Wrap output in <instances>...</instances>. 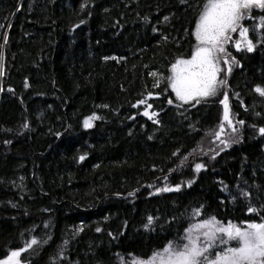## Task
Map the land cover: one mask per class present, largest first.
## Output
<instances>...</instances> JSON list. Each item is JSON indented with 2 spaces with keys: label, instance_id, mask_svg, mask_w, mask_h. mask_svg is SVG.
I'll list each match as a JSON object with an SVG mask.
<instances>
[{
  "label": "trees",
  "instance_id": "trees-1",
  "mask_svg": "<svg viewBox=\"0 0 264 264\" xmlns=\"http://www.w3.org/2000/svg\"><path fill=\"white\" fill-rule=\"evenodd\" d=\"M205 3L0 0V260L35 238L21 264H131L169 241L182 245L196 221L264 219V97L254 91L264 88V40L251 53L226 46L238 64L195 106L149 75L166 77L191 55ZM224 93L238 140L220 148L208 133ZM140 100L158 123L133 107ZM93 113L100 118L85 129ZM226 246L236 242L211 255Z\"/></svg>",
  "mask_w": 264,
  "mask_h": 264
},
{
  "label": "snow or ice",
  "instance_id": "snow-or-ice-1",
  "mask_svg": "<svg viewBox=\"0 0 264 264\" xmlns=\"http://www.w3.org/2000/svg\"><path fill=\"white\" fill-rule=\"evenodd\" d=\"M181 2L183 3L184 0ZM80 7L83 9L85 4L82 3ZM252 9L264 10V0H206L192 30L196 44L193 46L191 57L177 59L171 66L172 74L167 78L168 86L175 94L177 101L181 104L195 106L217 96L220 86L226 87V81L217 77L222 71L221 60H223L224 69H226L225 75L231 72L233 65L238 64V61L230 56L225 49V44L232 40L231 33L238 32L239 35V38L233 42L236 51L246 50L251 53L255 46L253 40L249 38V29L240 23ZM164 19L167 20V17ZM83 22L81 21V23ZM262 28H264V17H260L259 23L255 25L257 30ZM2 60L3 52L0 51V61ZM3 75V66L0 64V76ZM149 75L157 76L158 74L150 72ZM27 86L25 83V87ZM2 90L0 89V91ZM8 91L13 90L8 88ZM254 91L264 97V88L256 86ZM151 96L152 93H148V97ZM219 102L223 105V115L217 128L210 130L208 135L212 136L214 141L218 140L223 148H227L237 142L238 137L225 136V131L230 129L232 133H236L237 129L230 115L227 93H224L223 99ZM137 103L144 104L145 101L140 100ZM168 103L171 104L172 101L169 100ZM102 107H107V105H102ZM151 107L152 105L148 104L143 115H146L153 123H158L153 119L157 113L147 111ZM99 118L95 113L85 117L82 122L83 127L91 128L93 126L91 122ZM236 124L243 125L244 121H236ZM24 127H27L26 123ZM257 133L264 136V127H259ZM6 143L8 142L6 141ZM173 155L175 156L176 152ZM84 158V156H80L79 160L82 161ZM184 159L186 160L187 157ZM203 167L204 165L198 163L195 164L193 170L199 172ZM166 179L167 177H165ZM192 182L189 180L186 183L191 185ZM180 187L179 184L174 187L165 185L162 188H157L156 192L179 191ZM242 194L248 195L247 193ZM128 195L131 196L133 193ZM193 211L196 216L200 215L199 209ZM247 211L251 214L256 213L257 210L250 206ZM152 222L153 218L149 216L145 228L147 229ZM242 224H244L243 227L231 222L224 225L215 217H209L185 230L183 237L185 243L182 245H176L169 241L163 249L154 250L146 259L133 258L131 264H264V219L260 222L246 221ZM96 231L99 232L100 229L97 228ZM217 240L221 245H228L230 241H235L236 246H226L222 251H216L213 256L210 250L216 246ZM65 243L67 242L65 241ZM37 244L38 241L35 238L27 241L23 248L12 250L4 260H0V264H21L19 259L21 253Z\"/></svg>",
  "mask_w": 264,
  "mask_h": 264
},
{
  "label": "rangeland",
  "instance_id": "rangeland-1",
  "mask_svg": "<svg viewBox=\"0 0 264 264\" xmlns=\"http://www.w3.org/2000/svg\"><path fill=\"white\" fill-rule=\"evenodd\" d=\"M248 16V15H247ZM247 16H245V18L240 22L245 28H248L249 29V38H251L252 40H253V43H254V47H257L258 45H260V43H262L263 42V40H264V37H263V33H262V29H259V30H257V29H255V25L257 24V23H259V19L258 20H256V21H253V22H248L249 20H248V18H247ZM231 36L233 37L234 36V40H233V42L236 40V39H238L239 38V35H238V32L237 33H231ZM193 39H194V37H193ZM194 42H195V44H196V41H195V39H194ZM233 42H232V40H230L228 43H226L225 44V47L226 46H231V45H233ZM194 44V45H195ZM191 57V55L188 57V58H190ZM188 58H181V59H188ZM175 63V62H174ZM220 66H221V69H222V71L218 74V79H226V76L228 75H225L224 74V72L226 71V69H224V65H223V60H221V64H220ZM171 69V68H170ZM172 73L171 72H169V74L168 75H166V77L164 76V75H160V76H155L156 77V80H158L159 79V82L157 83V84H160V83H162V82H166L167 83V86H168V76H170ZM168 88L171 90V88L168 86ZM222 89H223V86H220L219 87V91H218V93L217 94H219L221 91H222ZM172 91V90H171ZM173 95H174V97H175V94L173 93ZM216 97V96H215ZM212 98H214V97H212ZM209 99H211V98H209ZM178 103H179V101H177ZM136 107H146L147 108V106L146 105H144V104H137L136 105ZM145 108V109H146ZM147 111H149V109H147ZM222 115H223V105H222ZM224 135L225 136H228V135H232V132H231V130L230 129H227L226 131H225V133H224ZM213 141H214V139H213ZM215 142H216V144L220 147V148H223V145H221L220 143H219V141L218 140H215ZM198 222H201V221H196V222H194L192 225H194V224H196V223H198ZM222 224V223H221ZM228 224V223H227ZM227 224H224V225H227ZM243 227V226H242ZM230 242H233V241H230ZM217 243L218 244H220L219 243V240H217L216 241V245H217ZM211 251V250H210ZM4 260V259H3Z\"/></svg>",
  "mask_w": 264,
  "mask_h": 264
}]
</instances>
